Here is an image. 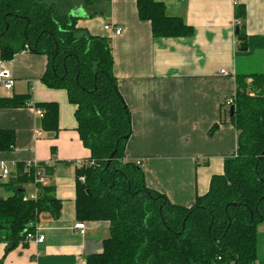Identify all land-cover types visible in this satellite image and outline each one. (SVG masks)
Listing matches in <instances>:
<instances>
[{
    "label": "crops",
    "instance_id": "obj_1",
    "mask_svg": "<svg viewBox=\"0 0 264 264\" xmlns=\"http://www.w3.org/2000/svg\"><path fill=\"white\" fill-rule=\"evenodd\" d=\"M90 1V5L86 0L64 2L70 14L83 10L79 30L112 42L114 76L132 123L125 160L143 161L147 187L174 206L188 207L208 193L211 179L223 174L226 159L237 153L238 134L229 122L228 102L236 95L237 76L264 74V0H155L167 5L168 15L181 17L194 28L191 38L175 39L154 38L150 23L139 19L138 0ZM236 4L246 10V40L263 49L250 53L249 45L240 46ZM106 25L122 33L107 32ZM240 51L248 55L239 56ZM2 69L11 72L15 85L9 92L0 84V99L24 95L32 99L24 108L0 109V131L15 134L12 150L0 152V163L10 170L0 179V198L20 192L30 200L26 189L34 186L35 177L26 165L39 163L54 168L49 186L62 205L57 218L48 211L40 215L44 223L35 233L45 237L43 243H26L10 252L0 244V264H84L98 254L97 245L108 235L88 222L85 236L73 230L76 165L91 154L77 132L76 107L65 90L44 85L47 56L25 50L10 61L0 57ZM222 70L228 75H220ZM38 103L58 104L57 136L43 130L33 107ZM215 125L218 129L210 135ZM37 191L35 184L31 199ZM256 264H264V222L257 229Z\"/></svg>",
    "mask_w": 264,
    "mask_h": 264
},
{
    "label": "trees",
    "instance_id": "obj_2",
    "mask_svg": "<svg viewBox=\"0 0 264 264\" xmlns=\"http://www.w3.org/2000/svg\"><path fill=\"white\" fill-rule=\"evenodd\" d=\"M137 9L155 39L194 35L183 18L168 15L164 2L138 0ZM245 14V7L237 4L240 46L249 45L253 53L263 48L246 40ZM79 19L58 0H0L1 59L10 61L25 50L48 57L42 81L67 92L76 107L77 132L91 153L76 168L77 221L107 222L111 238L103 242L102 252L86 258V264H256L257 229L264 222V74L237 76V92L227 109L238 149L226 159L224 173L214 176L208 193L192 205L174 206L147 187L141 166L125 160L132 123L114 76L112 42L79 30ZM31 99V95L0 99V109L24 108ZM33 107L44 112L43 130L57 136L58 104ZM217 129L213 126L210 135ZM14 145L15 134L0 131V152L11 151ZM41 166L52 178L54 168ZM54 190L39 186L36 200L25 199L20 192L0 198V244L7 251L27 245L42 213L58 217L62 203Z\"/></svg>",
    "mask_w": 264,
    "mask_h": 264
},
{
    "label": "built area",
    "instance_id": "obj_3",
    "mask_svg": "<svg viewBox=\"0 0 264 264\" xmlns=\"http://www.w3.org/2000/svg\"><path fill=\"white\" fill-rule=\"evenodd\" d=\"M237 5V4H236ZM104 29L107 32H112L114 35L118 36L122 33V30L120 28L114 27L112 25H106ZM220 75L222 76H227L228 72L225 70H222L220 72ZM0 84L7 90V91H12L15 85V80L11 74V72L7 69H2L0 71ZM232 100L228 102V107L232 105ZM37 115L40 119H43L44 117V112L42 110L37 111ZM41 135V132L38 133V136ZM138 166H143V161L139 160L135 162ZM82 163H78L76 165L77 167H80ZM41 164H27L26 168L29 170H33L34 172V177H35V184L37 186V196L35 200L38 197L39 194V186L40 187H48L49 186V177L45 175V172L41 169ZM10 175V170L8 169V166L5 163H0V179H5ZM81 182H84V178L81 179ZM32 200V199H31ZM73 230L77 233H79L81 236H85L87 233V226L86 223L83 221H76L73 225ZM45 241V237L42 235H37L35 234H29L26 238V243H36V244H41Z\"/></svg>",
    "mask_w": 264,
    "mask_h": 264
},
{
    "label": "rangeland",
    "instance_id": "obj_4",
    "mask_svg": "<svg viewBox=\"0 0 264 264\" xmlns=\"http://www.w3.org/2000/svg\"><path fill=\"white\" fill-rule=\"evenodd\" d=\"M65 0H58V3L62 6V8L68 13L69 12V9H68V6H67V4L64 2ZM82 1V0H81ZM69 14H70V12H69ZM70 15H72L73 16V13L72 14H70ZM34 186H35V183H34ZM34 186H32L30 189H26V194H27V197L29 198V199H31L34 195ZM75 218H76V220H77V214L75 215ZM43 218L41 217L40 218V221H39V226L38 227H40V225L41 224H43L44 223V221L42 220ZM42 220V221H41ZM75 220V221H76ZM91 224H97V230L100 232V234H102V232L104 231V229L106 230L105 232H104V234H105V236H107L106 237V240H108V239H110L111 238V230H110V227H109V225H108V223L107 222H104V221H91V222H88V226H90ZM101 225V227H100V225ZM103 226H106V227H103ZM108 230V231H107ZM31 234H35V233H31ZM97 239V240H96ZM95 240V242H97L98 241V238H96ZM106 240H102V242H101V245L99 246V245H97V251H98V253L100 252V251H102V249H103V241H106ZM98 243V242H97ZM84 264H86V262L84 263Z\"/></svg>",
    "mask_w": 264,
    "mask_h": 264
},
{
    "label": "water",
    "instance_id": "obj_5",
    "mask_svg": "<svg viewBox=\"0 0 264 264\" xmlns=\"http://www.w3.org/2000/svg\"><path fill=\"white\" fill-rule=\"evenodd\" d=\"M83 14H84L83 10H80L79 12H75V13H73V17H78V18H80V17L83 16ZM239 30H240L239 27H237V33H239ZM242 49L245 50V48H242ZM233 114H234V108L232 107V108L230 109V115L233 116ZM127 139H128V138H127ZM115 155H116V152H114V153L110 156L107 165H110V163H111L112 160L114 159ZM263 155H264V154H263Z\"/></svg>",
    "mask_w": 264,
    "mask_h": 264
}]
</instances>
